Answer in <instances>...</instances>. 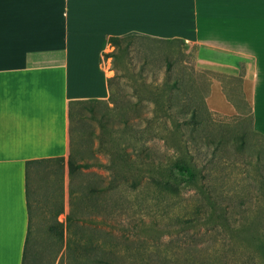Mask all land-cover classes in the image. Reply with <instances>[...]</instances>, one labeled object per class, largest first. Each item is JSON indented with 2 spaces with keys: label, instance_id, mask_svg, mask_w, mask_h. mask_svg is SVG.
<instances>
[{
  "label": "rangeland",
  "instance_id": "1",
  "mask_svg": "<svg viewBox=\"0 0 264 264\" xmlns=\"http://www.w3.org/2000/svg\"><path fill=\"white\" fill-rule=\"evenodd\" d=\"M162 38L145 35L123 40L119 48L110 45L106 52L116 51L117 58L103 55L102 65L109 77L117 69L123 74L113 79L119 98L127 97L122 93L133 85L144 87L143 81L162 86L179 80L189 120L185 151L197 162L206 192L164 188L152 176L153 167L136 187L130 185L132 177L126 181L122 174L135 164L123 160L120 148L133 151L131 157L141 162L134 149L140 140L122 133V116L111 109L113 102L78 104L71 124L72 172L66 166L63 183L57 162L34 165L24 264H144L135 254L137 245L160 246L169 255L193 247L197 257L213 254L220 263L264 264V133L254 128L238 80L229 82L230 109H214L207 100L214 72L196 65L184 39ZM128 118L138 119L134 112ZM147 139L144 146L153 155L172 152L163 139ZM111 150L121 156L113 159ZM110 180H115L111 187ZM192 216L199 219L185 222Z\"/></svg>",
  "mask_w": 264,
  "mask_h": 264
},
{
  "label": "crops",
  "instance_id": "2",
  "mask_svg": "<svg viewBox=\"0 0 264 264\" xmlns=\"http://www.w3.org/2000/svg\"><path fill=\"white\" fill-rule=\"evenodd\" d=\"M131 33L184 39L213 108L238 80L264 133V0H0V264L24 263L31 174L53 162L27 161L68 159L69 102L109 97L108 37Z\"/></svg>",
  "mask_w": 264,
  "mask_h": 264
},
{
  "label": "trees",
  "instance_id": "3",
  "mask_svg": "<svg viewBox=\"0 0 264 264\" xmlns=\"http://www.w3.org/2000/svg\"><path fill=\"white\" fill-rule=\"evenodd\" d=\"M145 35L140 34H127L123 36L119 35H110L108 41L111 45H116V48L121 45L123 40L132 39L135 37H143ZM162 38V37H161ZM182 38H162L161 40L172 42L176 40H181ZM117 52H103L104 56L114 55V59L117 58ZM117 68V60L114 65ZM133 72L130 71L129 75L133 76ZM121 72L116 70L114 76L108 78L110 95L108 98H85V99H73L69 102L68 116L70 120V135L72 141V132L71 124L74 117V108L78 104H86L89 102H113L112 110H115L116 113L122 116L121 118V131L126 134V132H131L134 134L140 142L134 145L136 155L140 156L141 162H136L131 153L134 152L128 150L125 146L121 147V155L123 156L124 161H129L134 163L129 167V172H123L122 178L129 180L132 177V180L129 182L130 185L136 187L138 182L141 180L142 176L149 174L148 170L151 167L154 168V171L151 173L152 176H158L160 179H157V182L160 186L168 187L174 192H179L183 187L184 188H197L200 192L205 193V187L201 182L200 178V168L197 165V162L189 157L185 151V134L188 132L189 120L187 112V103L184 101L182 94L184 92L183 85L179 83V80H174L173 83H165L164 85H156L147 81H143L145 85L143 88L145 94L148 93L147 97L142 93V89L138 88L137 85H133L131 91L126 90L122 93L123 96L119 98L117 92L113 87V79L122 76ZM146 87V88H145ZM139 94L137 100L130 98L131 93ZM130 93V94H129ZM171 94H176V97H171ZM143 99H146L145 101ZM150 102L152 104H150ZM151 111V113L147 112ZM134 112L136 121L128 118V114ZM144 121V123H143ZM147 135V136H146ZM146 136V137H145ZM157 137L163 139L164 142L172 149V152H166L164 150L157 151V155H153L149 149L146 148L145 142L147 138ZM133 150V149H132ZM111 154L114 155L113 159L119 158L121 155L117 156L115 150H111ZM135 155V154H134ZM54 161L59 165V171L62 173V182L65 180V168L68 167V174L72 172L71 165L72 161L70 156L68 159L64 157L56 158H45L41 160H28L27 166L34 162L40 161ZM81 166H88V164H79ZM110 167L112 170H115L117 173V165L111 163ZM109 185L113 186L115 180H110ZM64 183V182H63ZM168 185V186H167ZM106 186V187H107ZM206 197V196H204ZM207 198L210 200L209 196ZM195 217H190L185 220V222L190 223L191 220H195ZM199 219V218H197ZM196 219V220H197ZM223 221H227L226 218H223ZM31 233V229L29 230ZM149 249L148 247H142L137 245L135 247V254L140 258H143L144 264H229L227 261L220 263L215 255H202L197 257L195 254L197 250L193 247L187 248L184 251L174 252L172 255H169L165 249L159 248ZM149 250V254L147 252ZM111 253H115V250H110ZM128 254V253H127ZM157 257H154L153 255ZM151 255V256H150ZM108 264H111L110 260H107ZM25 262V259H24ZM24 264V263H23Z\"/></svg>",
  "mask_w": 264,
  "mask_h": 264
}]
</instances>
